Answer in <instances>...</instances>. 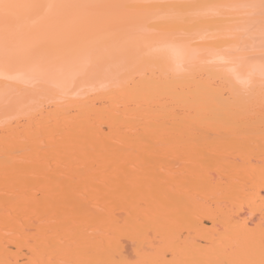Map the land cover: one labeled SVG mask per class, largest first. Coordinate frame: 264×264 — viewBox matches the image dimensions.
Masks as SVG:
<instances>
[{"label": "bare ground", "instance_id": "1", "mask_svg": "<svg viewBox=\"0 0 264 264\" xmlns=\"http://www.w3.org/2000/svg\"><path fill=\"white\" fill-rule=\"evenodd\" d=\"M0 264H264V0H0Z\"/></svg>", "mask_w": 264, "mask_h": 264}]
</instances>
